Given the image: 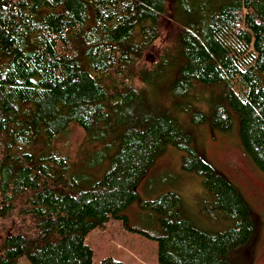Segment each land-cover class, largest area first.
Instances as JSON below:
<instances>
[{
    "label": "trees",
    "instance_id": "obj_1",
    "mask_svg": "<svg viewBox=\"0 0 264 264\" xmlns=\"http://www.w3.org/2000/svg\"><path fill=\"white\" fill-rule=\"evenodd\" d=\"M166 79L174 97L209 92L213 126L236 121L264 171V0H0V264H126L95 262L87 233L136 198L168 143L229 219L207 232L175 192L145 202L160 218L159 261L231 262L254 231L250 208L155 101ZM72 123L87 134L76 157L59 144ZM83 151L105 163L101 176L80 178Z\"/></svg>",
    "mask_w": 264,
    "mask_h": 264
},
{
    "label": "rangeland",
    "instance_id": "obj_2",
    "mask_svg": "<svg viewBox=\"0 0 264 264\" xmlns=\"http://www.w3.org/2000/svg\"><path fill=\"white\" fill-rule=\"evenodd\" d=\"M161 25L163 31L176 29L165 19ZM170 84V79L161 83L154 92L155 101L162 109L178 115L185 131L192 135V144L198 154L241 190L250 208L254 231L247 244L232 252L229 264H264V171L240 145L236 121L227 131L213 126L210 121L212 108L207 101L209 92L200 96L174 97L168 91ZM197 112H203L208 119H198ZM65 135L59 144L66 141L68 144L63 150L76 157L80 142L87 134L80 125L72 123ZM95 146L98 147V143ZM185 154L168 143L135 185L136 198L118 215L111 214L103 224L87 233L86 241L93 249L95 262L111 256L126 264H163L159 261L157 240L153 237L160 226V218L145 202L167 192L180 196L181 212L197 228L216 232L228 226L229 215L213 206L203 176L183 166ZM81 155V165L76 168L80 178L101 176L105 163L91 162L86 151ZM14 264L33 263L24 254Z\"/></svg>",
    "mask_w": 264,
    "mask_h": 264
},
{
    "label": "built area",
    "instance_id": "obj_3",
    "mask_svg": "<svg viewBox=\"0 0 264 264\" xmlns=\"http://www.w3.org/2000/svg\"><path fill=\"white\" fill-rule=\"evenodd\" d=\"M252 49V48H251Z\"/></svg>",
    "mask_w": 264,
    "mask_h": 264
}]
</instances>
